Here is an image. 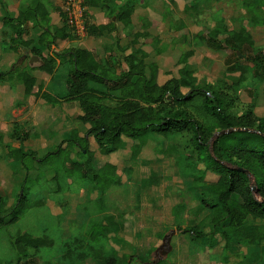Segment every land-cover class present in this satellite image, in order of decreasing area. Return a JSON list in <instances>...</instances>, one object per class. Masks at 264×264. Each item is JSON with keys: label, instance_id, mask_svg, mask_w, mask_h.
<instances>
[{"label": "trees", "instance_id": "16d2710c", "mask_svg": "<svg viewBox=\"0 0 264 264\" xmlns=\"http://www.w3.org/2000/svg\"><path fill=\"white\" fill-rule=\"evenodd\" d=\"M148 1L86 0L87 36L100 39L116 34L113 43L106 47L107 55L110 52L106 57H101L95 50L80 47L44 55L59 41L76 39L65 16L62 27L54 28L46 0H29L17 14L10 12L1 1L6 15L0 18V22L12 32L9 49L22 53V48H27L32 56L41 59L40 70L50 76L64 63H69L70 71L65 81L66 93L62 97L44 92L42 88L35 92L37 79L23 67V63H15L9 71L0 72V82L21 83L26 98L34 96L36 100L42 99L51 105L77 102L82 111L78 120L88 129L83 137L72 133L55 153L49 152L42 158L34 151H25L22 146L9 149L11 158L26 171V176L18 186L13 205L9 206L8 198L0 195V228L19 221L27 207L26 183L30 180V173L40 171L53 155L60 156L67 148L77 147L78 158H66V170L79 171L83 178H93L103 188L110 187L121 184L118 169L111 164L98 169L95 152L89 149V140L92 139L105 156L118 152L128 140L139 141L133 145L132 157L137 159L143 145L153 137L160 147V154L177 157L176 163L183 171L184 180L186 178L189 190L199 203L197 214L206 213L198 224L184 218L186 205L175 206L176 224L189 225V228L179 230L191 241L204 243L211 249H218L223 242L226 262L234 257L244 259L241 253H233L237 248H258L264 256V117L257 116L255 105H250L241 114L237 113L239 97L235 94L248 80V75L258 82L264 81V52L256 47L249 30L264 27V0L242 1L247 15L240 20L239 28L231 29L226 19L215 13L214 27L209 28L206 35L198 33L192 37L194 46L229 50L239 61L245 50H252V68L239 62L232 63L224 76L229 81L215 84L198 81L190 62L196 51L186 35L183 39L189 46L179 58L177 75L163 84L159 83L160 68L158 64L148 62L149 55L143 48L144 41L151 38L153 43H160L159 38L148 32L150 25L141 32H134L133 25L137 7L142 2L147 5ZM184 1V13L198 16L220 0ZM90 9L104 11L109 24H91ZM29 24L41 31L35 40L24 38ZM119 25H122V31ZM185 26L182 23L177 30L183 31ZM121 34L128 38L125 45ZM21 127L20 123H15L13 137L23 144L33 134L24 132ZM225 131L228 132L216 135ZM173 141L166 149L167 143ZM65 144L66 149L63 148ZM26 158L33 160L37 169L33 163L31 167L27 166ZM208 174L216 176L217 180L209 182ZM58 177L56 175L53 179ZM253 186L256 193L252 191ZM62 191L59 186L54 193ZM101 195L105 194H99L97 202ZM125 216V211L117 216L104 214L98 222L97 232L93 230L87 240H76L62 250L63 264H76L87 259L101 260L102 264H133L134 259H139L137 264H161L152 258L151 252L142 258L133 255L120 257L115 249L107 248L109 237L115 241L125 229L124 224L117 222ZM11 246L15 258L0 261V264H36L42 249L52 247L53 241L48 236L19 233L11 238ZM248 261L252 262V259ZM254 264H264V259Z\"/></svg>", "mask_w": 264, "mask_h": 264}, {"label": "rangeland", "instance_id": "374dc122", "mask_svg": "<svg viewBox=\"0 0 264 264\" xmlns=\"http://www.w3.org/2000/svg\"><path fill=\"white\" fill-rule=\"evenodd\" d=\"M242 1L220 0L212 3L210 10H204L198 16L184 13L186 6L184 0H149L147 5H143L142 2L134 18L135 27L137 29L141 27L138 16L143 17L146 15L152 21L151 33L159 38L160 43H153L150 38L143 42V48L149 55L148 62L157 63L160 67L159 83L163 84L177 75L179 58L189 46L184 42L183 35L188 37L196 51L190 62L200 83L215 84L218 81L228 80L224 76L229 65L231 66L235 62L252 68L253 66L250 63V58L253 55L252 50H245L239 61L236 55L229 50L217 51L208 47H196L192 40V37L196 34L203 33L206 35L208 29L214 27L215 13H219L225 18L231 29L239 28L240 20L247 15ZM182 23L186 25L185 29L178 31L177 28ZM246 25L248 24L246 23ZM135 27L134 31L137 30ZM120 30L122 31L121 25ZM249 30L256 42V47L264 52V27L250 28ZM121 36L122 43L125 45L128 38L124 34H121ZM76 40L78 42L77 47L92 48L101 57L107 55L106 50L108 49L106 47L113 43V39L109 36L100 39L86 36L81 39L76 38ZM22 63L25 66L27 61L25 60ZM69 71V63H64L55 75L52 86L56 88L63 87L66 91L65 81ZM238 75L236 74V76ZM228 84L231 85V83ZM235 94L239 97L238 107L236 108L237 113L241 114L250 105H255L257 116L264 117V81L258 82L252 75H248V80ZM82 131L83 135L86 132V126L82 125ZM69 136L67 135L65 140ZM89 143V149L96 153V164L98 166L111 159L115 165L120 167L118 170L121 184L111 185L110 187L104 186L103 188L101 183L93 178H83L79 171L68 172L66 170V158L71 157L73 151L72 158L77 159V147H70L60 156L53 155L41 166L40 171H37L40 179L33 180L30 178L26 183L28 202L19 221L5 228H0L1 262L15 258L11 238L19 233H29L36 237L48 236L53 241L52 247L42 249L39 259H36L37 264H63V260L61 261L63 259L61 257L62 250H65L68 245H73L76 240H87L93 230L97 232L99 230L98 222L103 219L107 209H109V214H115V216L119 212H126V230L123 236L138 248L133 252L138 257H143L151 252L152 258L157 261L162 259H168V262L174 259H210V255L214 254L215 258L222 259L224 255L223 242H220V246L216 250L205 248L198 256H190L188 252L189 239L179 231V228L184 230L189 228V225L185 223L175 225L174 223L172 209L180 204L186 205L187 211L183 216L187 221H194L199 224L206 216V213L204 215L197 214L199 203L189 190L188 184L185 182L186 178L184 180L182 175L183 171L176 163L177 157L175 155L170 157L160 154V147L157 142L156 144L153 141V137H150L148 142L143 145L137 159H134L132 154L133 145L138 144L139 141L132 142V140H128L125 147L109 157L99 152L92 139L89 140ZM172 143L174 141L170 144L167 143L165 148L169 149ZM57 149L56 147L50 152L55 153ZM46 155L48 153L42 154L41 157ZM25 162L29 167L32 163L34 165L33 160L30 158H26ZM17 169H21V167ZM21 171V178H16L18 182L15 183L14 199H16L18 193L19 182L24 181L23 172L26 173V171L23 169ZM185 173L188 172L185 171ZM56 175L59 177L54 180L53 177ZM207 180L215 182L217 177L208 174ZM145 181L150 182L151 185L147 189L144 187ZM59 186L62 187L63 191L54 193V190ZM8 193H10V189ZM103 193L105 195H101V199L97 202L95 198ZM11 202H13V196L10 199ZM38 202L41 204L35 205ZM52 208H61L64 214L57 216L52 212ZM73 219H76V221L74 222ZM161 225H170L169 227L172 228L169 232L166 231V236L173 240L174 251L166 257L158 252L163 242L164 230L159 235L154 233V230H160ZM203 226L202 223L201 227ZM149 227L151 229L147 230ZM175 244L180 247L179 254H177ZM118 250L120 254L131 252V249L118 248ZM233 253H241L244 259H252V262L247 261L244 264H254L256 261L264 259L258 248H237L234 249ZM232 259L239 258L234 257Z\"/></svg>", "mask_w": 264, "mask_h": 264}, {"label": "crops", "instance_id": "0c3cea01", "mask_svg": "<svg viewBox=\"0 0 264 264\" xmlns=\"http://www.w3.org/2000/svg\"><path fill=\"white\" fill-rule=\"evenodd\" d=\"M28 1L29 0H3L4 4L6 5V7H8L9 11L14 14H17ZM46 1L48 2L51 11V20H52L51 24L53 25L54 28H61L63 25L62 18L64 15L62 12L63 0H46ZM137 10L133 16L134 27H135L134 18L137 14ZM89 14H90L91 24L107 25L110 22L105 12L101 11L100 9H90ZM5 15H6V11L4 7L1 5V1H0V18H3ZM139 18L141 22V27H139L138 29L135 27L137 30L134 32H141L142 30H145L146 29L145 26L148 27L150 25L151 27L152 21L146 15L143 17L138 16V20ZM150 27L148 28V32L152 34ZM40 34L41 31L39 29L34 28L32 24H29V26L27 27V33L24 36V38L26 40H35ZM115 36H116L115 33L109 35V37H111L113 41L115 39ZM11 37H12V32L10 31V29L4 27L3 24L0 22V72H7L12 68V66L15 63L20 64L23 62V61L19 62L23 55V50L22 53L21 52L18 53L14 50L9 49L8 42ZM77 43L78 42L76 39L72 41H59L56 45L52 47L50 51H45L44 55L63 53L64 51L70 48L77 47L76 46ZM80 48L92 50V48H87V47H80ZM106 56H102V57H106ZM31 57L33 56L29 52V55L26 59L27 64L23 67L31 71L33 76L37 79V87L35 89V92H37L39 88H42L44 92L50 93L52 95L59 97L64 96L66 91H64L63 87L60 88L59 86V88H56L52 86L54 83L53 82L54 77L58 71L53 76H50L42 72L40 70V66L42 65V63H35L34 65H30L29 60ZM65 61L67 60L64 59V62ZM80 115H82V111L77 102L51 105L46 103L42 99L36 100L34 96H30L26 98L25 88L21 83L0 82V195L8 198L9 206L13 205L15 201L14 200V195L16 191L15 183L18 182L16 181V178L19 179L22 176L21 169H17L21 166H19V164L11 158L9 154V149L10 148L19 149L22 146L25 149V151L36 152L38 154V157L40 158L42 154L49 153L50 151L58 147L63 141H65V137L67 135L69 136L71 135V133H78L79 137L84 136V134L82 135L83 132L82 124L78 120V117ZM16 122L22 125L21 128L23 129L24 132L27 133L29 132L33 134V136H31L23 144L19 140H17V138L13 137L14 125ZM87 129L88 128L86 126V130ZM66 147L67 144L63 146L64 149H66ZM69 148H67L66 150H68ZM72 152H71V158L73 157L72 154H74V152L73 153ZM96 161H97V156L95 153V162ZM106 164L114 165L117 167V169H120V167H118V165H115L111 159L106 161L101 166H98L96 164V167L98 169H101ZM34 166L37 169L36 163ZM118 174H119V170H118ZM25 176L26 173L23 172V177L25 178ZM30 178L33 180L36 178L40 179V177L38 178L37 171L34 170L30 173ZM149 183H146L145 181L144 183L145 189L151 186ZM8 188L10 189V193H8L9 190ZM12 196H13V202L10 203V199ZM98 197L99 196H97L95 199H98ZM108 211L109 209H107L106 214H109ZM52 212L57 216H61L64 214V211L61 208H57V209L52 208ZM172 214H173V209H172ZM125 217L123 220L122 219L117 220V222L122 223L125 226V229L122 232H120L118 236L119 240L117 239L118 241L117 240L114 241L113 237L110 236L109 240L106 243V246L109 250L115 249L120 257L130 256V255L136 257L137 255L133 252H135V250H137L138 248L135 247L132 243L128 241L127 238L123 236V233L126 230ZM173 218L175 225H178L176 224L174 215ZM71 221L70 223H72ZM73 221L75 222L76 219H73ZM169 226L170 225H161L159 227L160 230L155 231L153 229L154 233H157V235H159V233H161L164 230V233L162 235V238L164 239L166 237V233L172 229ZM149 229L151 228L149 227L147 230ZM185 236H187L189 239L188 252L190 256H198L202 251H204L205 248H210L209 246L207 247V245H205L204 243L198 241L197 242L191 241V238L188 235ZM172 243L173 240L171 239L172 250L169 252V254L174 251ZM118 248L131 249V252L128 254H120ZM175 249L177 251V254H179L180 247L178 244H175ZM210 250H216V249L210 248ZM148 254L149 252L143 257H146ZM138 260L139 259H134L133 264L138 262ZM167 260L168 259L160 260L161 264H244L245 262L248 261V259H230L228 260V262H226L223 256L222 259H217V257L215 258V254L210 255V259H174L170 262H168ZM41 264H45V263H41ZM76 264H102V261L87 259L82 262H77Z\"/></svg>", "mask_w": 264, "mask_h": 264}, {"label": "built area", "instance_id": "2783aa9c", "mask_svg": "<svg viewBox=\"0 0 264 264\" xmlns=\"http://www.w3.org/2000/svg\"><path fill=\"white\" fill-rule=\"evenodd\" d=\"M86 0H63L62 12L65 16L68 27L76 38L86 37Z\"/></svg>", "mask_w": 264, "mask_h": 264}, {"label": "water", "instance_id": "95a60500", "mask_svg": "<svg viewBox=\"0 0 264 264\" xmlns=\"http://www.w3.org/2000/svg\"><path fill=\"white\" fill-rule=\"evenodd\" d=\"M22 50H23V55H22V57H21L19 62L26 60L28 55H29V50L27 48H22ZM35 63H42L41 59L38 56H33V57L30 58V65H34ZM227 132L228 131L219 132L216 135L224 134V133H227ZM256 190H257L256 187L253 186L252 187L253 193H256ZM171 250H172L171 238H168L166 236L163 239V244L159 248L158 252H160L164 257H166Z\"/></svg>", "mask_w": 264, "mask_h": 264}]
</instances>
